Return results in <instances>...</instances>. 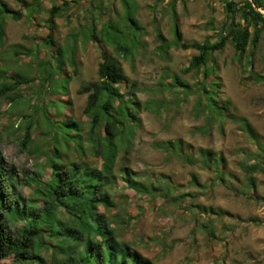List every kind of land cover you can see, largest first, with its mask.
<instances>
[{
  "label": "rangeland",
  "instance_id": "rangeland-1",
  "mask_svg": "<svg viewBox=\"0 0 264 264\" xmlns=\"http://www.w3.org/2000/svg\"><path fill=\"white\" fill-rule=\"evenodd\" d=\"M4 1L12 8L22 9L25 15L21 19H7L6 44L0 50V72L34 79L10 91V96L22 95L15 100L6 94L0 95V152L9 165V184L14 186L21 203L35 195V184L29 183L32 177L46 180L51 175L45 151L50 143L54 144V139L44 116L48 114L52 121L60 120L62 125L65 119L77 120L85 131L88 129L89 118L84 114L87 94L79 89L97 79L102 51L106 48L121 63L130 80L137 82L133 97L141 99L143 107L138 113L142 122L134 128L130 151L123 149L120 153L114 169L116 181L107 187L117 206L107 209L100 204L97 212L107 216L121 241L138 249L154 264H264V174L247 173L241 167L244 162L256 161L258 153L250 136L241 128L244 125L241 117L255 127L264 148V81H254L249 67L238 62L234 46L228 43L215 56L221 78L220 98L231 101V111L238 116L236 119L224 113V102L219 100L221 106L218 108L224 114L208 122L205 115L195 113L197 94L181 87L171 90L168 85L163 86L172 81L175 74L190 85H197L203 73L182 72L198 53L196 49L174 45L168 55H161L157 26L169 40L175 38L174 7L184 40L203 41L220 30L226 17L224 0H129L141 30L126 28L128 33L136 34L134 43L126 41L131 50L128 56L118 54L115 46L107 41L100 44L85 40L83 36V30L90 31L93 18L104 22L101 14L107 6L112 7L110 19L116 23L121 21L125 30L123 0H71V8L56 18L54 31L57 43L54 49L63 45L67 58L63 72L71 74L66 94L61 85L55 92L51 87L55 79L60 78L59 53L54 56V51L42 44L49 32L48 8L64 1L41 0V9L32 19L24 3L33 0ZM91 5L94 11L89 13ZM73 34H77L75 43ZM19 43L25 48L14 47ZM74 46L75 64L70 61ZM15 49L21 52L15 54ZM25 49L39 50L40 55H28ZM251 51L249 47L248 58ZM254 53L252 68L264 76V33ZM4 80L12 81L8 77ZM4 80L0 79V89ZM56 99L59 101L54 102ZM30 121H34L32 138L22 146ZM170 139H183L192 144L199 163H184L177 154H169L157 146ZM200 148H210L223 155L220 167L224 169L225 182L218 172L201 167ZM69 149L68 155H64L66 161L88 159L93 165L102 166L99 156L85 158L74 152L72 142ZM125 166L133 177L158 186L162 194L159 192L152 197L129 189L123 178ZM162 174L165 177L161 179ZM194 174L199 184L192 181ZM243 183L251 186L241 187ZM202 205L223 208L228 214H212L211 220L206 219L201 213ZM58 215L63 221L71 220L63 207ZM24 223L22 218L16 221L17 227ZM60 240L48 238L54 247L60 245L57 244ZM50 252H46L45 257L53 264ZM0 264H15L14 256L5 257Z\"/></svg>",
  "mask_w": 264,
  "mask_h": 264
},
{
  "label": "trees",
  "instance_id": "trees-1",
  "mask_svg": "<svg viewBox=\"0 0 264 264\" xmlns=\"http://www.w3.org/2000/svg\"><path fill=\"white\" fill-rule=\"evenodd\" d=\"M63 1L61 4L55 2L47 10L49 16L46 23L49 32L42 44L54 51V56L59 53L57 58L61 71L60 78L55 79L51 87L54 91L58 90V86L61 85L63 93L66 94L71 74L63 72V67L67 63V58L64 56L65 49L63 45L54 49L57 45L54 38L56 18L62 16L63 12L72 6L71 0ZM224 2L226 17L220 30L217 34L206 36L203 41L184 40L174 7L172 11L177 24L175 38L169 40L161 27L157 26V37L160 42L158 50L161 55H168L174 45L198 51L191 58L189 65L182 69L185 74L193 71L203 73L197 85H190L179 74H175L172 76V81L163 86L168 85L171 90L181 87L191 94H197L195 113L197 116L205 115L208 122L217 120L224 113L228 114V117L235 119L238 117L231 111V101L222 100L219 94L221 78L218 74L219 67L215 54L224 50L228 43L234 46L238 62L249 67L250 73L254 75V81H264V76L255 73L252 68L255 48L264 33V0H224ZM24 5L29 12L28 17L32 19L40 11L42 3L41 0H33L30 3L25 2ZM123 5L126 8L125 30L122 29L121 21L116 23L110 19L112 7L107 6V10L101 14V20L104 22L99 23L96 18H93L90 31L83 30L84 39L94 40L100 44L107 41L108 44L115 46L118 54L128 56L131 50L126 41L134 43L136 34L128 33L127 29L141 30V25L133 15L132 4L129 0H123ZM93 11L94 5H91L89 13ZM24 15L22 9L12 8L6 1L0 0V50L6 44L7 19H21ZM72 36L75 43L77 34ZM215 37L218 38L214 40ZM17 46L25 48L20 43L14 45V47ZM249 47H252L249 53L250 58L246 56ZM25 50L28 55L37 57L40 55L39 50ZM14 52L19 54L21 51L15 49ZM74 53L75 46L70 57L73 64H75ZM101 57L97 79L83 84L79 89V92L87 94L84 114L89 118L88 129L85 131L83 125L77 120L68 118L61 121L64 123L62 125L60 120L55 119L54 122L50 115L44 116V122L50 124L49 131L53 132L52 138L54 139V144L50 143L45 151L51 175L46 180L36 177L29 180L31 185L35 184L34 194L36 196L22 203L19 197H16L14 186L9 184L8 162L0 152V261L13 255L15 264H49L45 253L51 251L53 264H154L138 249L121 241L116 229L110 226L107 216L97 212L100 204L107 209L117 206L107 187L116 181L117 175L114 169L120 153L123 149L126 152L130 151L132 138L135 136L134 128L142 122L138 113L143 107L141 99L133 97L137 91V82L130 80L117 58L111 55L106 48H103ZM6 77L11 78L12 81H5ZM0 79L4 80L0 95L6 94L12 100L22 95L17 93L10 96L8 95L10 91L15 90L20 84L34 80L24 75L14 73L7 75L2 72H0ZM219 100L224 102V113L218 108L219 105L221 106ZM58 101L56 99L54 102ZM44 107L43 114L45 115L46 105ZM241 119L244 122L242 130L250 136L258 148L257 160L253 163L244 162L241 167L247 173L261 172L264 174V148L260 135L247 118L241 117ZM33 123L34 121H30L25 130L22 146H26L32 138ZM39 124L42 125L40 122ZM71 142L74 152L80 153L85 158H88V155L99 156L102 166L97 167L88 159L66 161L64 155H68ZM157 146L169 154H177L184 163H199L196 157L197 150L183 139L161 141ZM198 151L201 167L215 173L218 172L221 181L225 182V172L223 167H220V163L224 160L223 155H218L210 148H200ZM122 169L124 181L129 189L141 195L149 194L152 197L157 196L159 192L162 194L158 186L147 184L133 177L127 166ZM164 177L165 175L162 174L160 178ZM192 181L196 184L200 182L196 174L193 175ZM248 186L251 185L241 184V187ZM41 201L42 205H39ZM60 207H63L71 220L60 219L58 215ZM200 207L202 208L201 213L209 220L212 214L218 216L228 214L227 210L220 207L207 205ZM20 218L25 219V223L17 227L16 221ZM251 220L259 222L257 218ZM48 238H60V242L57 243L60 245L54 247Z\"/></svg>",
  "mask_w": 264,
  "mask_h": 264
}]
</instances>
